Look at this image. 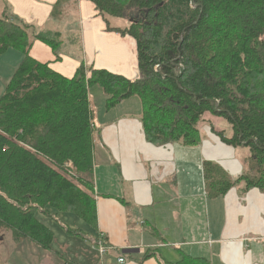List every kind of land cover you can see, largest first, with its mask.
<instances>
[{
  "label": "trees",
  "instance_id": "16d2710c",
  "mask_svg": "<svg viewBox=\"0 0 264 264\" xmlns=\"http://www.w3.org/2000/svg\"><path fill=\"white\" fill-rule=\"evenodd\" d=\"M86 1L102 17L129 21L107 31L135 41L138 77L83 65L63 77L29 56L40 41L58 58L59 33L0 19V57L9 50L22 56L0 99V232L15 244L29 240L51 251L54 233L38 213H69L96 228L87 101L93 87L106 96L107 111L137 98L144 138L155 146H195L203 116L221 118L230 136L211 132L226 146L248 150V171L232 181L204 162L206 195L223 196L240 183L244 191H264V0ZM177 264L210 263L183 256Z\"/></svg>",
  "mask_w": 264,
  "mask_h": 264
},
{
  "label": "crops",
  "instance_id": "0c3cea01",
  "mask_svg": "<svg viewBox=\"0 0 264 264\" xmlns=\"http://www.w3.org/2000/svg\"><path fill=\"white\" fill-rule=\"evenodd\" d=\"M58 1L0 0V19L14 18L65 35L66 55L59 51L60 45L56 58L40 41L33 42L29 51L32 59L63 77L72 78L84 62L137 79V50L131 37L107 31L94 5L86 0H65L61 14L52 17ZM2 56L11 58L3 72L8 82L22 56L9 51ZM102 94L103 116H96L97 124L91 120L96 210L91 245L98 249L102 244L107 251L98 259L81 246L74 252L75 245H66L67 239L54 233V240L58 235L51 245L54 256L31 242L14 243L12 249L20 257L17 264H72L66 259L71 253L79 264H177L183 256L210 264H264V191H244L243 185L236 184L223 196L205 193L204 162L218 165L232 181L245 173L233 148L207 133L209 142L192 147L150 144L144 138L138 99L129 98L107 111ZM89 100L88 95L91 111ZM8 263L12 264L10 257Z\"/></svg>",
  "mask_w": 264,
  "mask_h": 264
},
{
  "label": "rangeland",
  "instance_id": "374dc122",
  "mask_svg": "<svg viewBox=\"0 0 264 264\" xmlns=\"http://www.w3.org/2000/svg\"><path fill=\"white\" fill-rule=\"evenodd\" d=\"M72 9V8H71ZM76 9V15H78L77 12V6H75ZM16 17V16H15ZM103 22L105 23L106 26H109L110 28H118V29H124L128 26L129 21L124 20V19H116V18H111V17H102ZM17 18V17H16ZM99 18V19H100ZM24 24H27L23 21H21ZM35 26V25H34ZM36 27V26H35ZM37 28V27H36ZM81 35V32H80ZM77 38V34L75 35ZM79 38V37H78ZM65 35L61 34L59 40L61 41V47L59 51H62L63 55L68 54L67 51H65V48L67 47V43L64 41ZM11 53H17L13 50H9ZM69 56L70 53H69ZM0 57V99L4 94L5 88L8 84V82H5V77L4 76V68L5 65L11 61L10 56H5V58ZM77 59L79 61H82L81 55H78ZM84 67H90L89 65H86V63H82ZM10 80V79H9ZM5 82V83H4ZM88 95L90 96V106H91V111H92V119L93 121L97 124V118L96 116L101 115L103 116V105H104V96L102 92L96 88L93 87L89 91ZM135 99V98H133ZM137 100V99H135ZM89 105V104H88ZM90 127V123H89ZM213 128L215 131L218 132H225L227 136H230V129L229 125L222 120L221 118H218L210 113H207L204 115L203 119L199 122L198 125V133H199V141L200 144L203 143L204 141L209 142V140L205 137V134L207 133L208 135H214L216 137V140L219 142L220 138L213 134L209 129ZM91 133H92V142H93V132L94 128H90ZM98 130H100L98 128ZM92 147H94V144L92 143ZM233 153H237L236 160L240 164L245 165V170L244 172L246 173L248 171V157H249V152L248 150L245 149H237L233 150ZM240 186L243 185V183L239 184ZM263 191V190H262ZM37 218L39 221L43 224H45L47 227H49L53 233L57 234H62V238L65 237L67 239L66 245H75L73 248V251L75 252L79 246L83 248V250L88 251L90 254L92 253L93 255H96L95 257L98 259L99 253H97L98 249H94L93 246L91 245L92 240H94L95 237V232L94 229H92L89 226H86V224L80 220L78 217L69 214V213H53V217H46L43 214L38 213ZM68 230L70 233H67ZM58 241V235L54 242ZM29 240H24L23 243H29ZM22 243V242H21ZM14 242L11 238V235L8 232H0V264H9L8 263V258L10 257L11 263L12 264H17L20 262V257H16V252L12 249ZM20 244V243H19ZM18 245V244H15ZM35 245V244H34ZM36 246V245H35ZM38 247V246H36ZM39 248V247H38ZM41 249V248H40ZM43 250V249H42ZM47 251V250H44ZM69 251H72L71 249ZM51 256H54L52 252L47 251ZM46 252V253H47ZM47 253V254H48ZM48 254V255H49ZM28 255V250H25L24 257L23 259H26ZM74 256L73 253L70 254L69 257L66 256V259L70 260L72 264H79L73 259H71ZM65 259V258H64ZM97 263V262H95Z\"/></svg>",
  "mask_w": 264,
  "mask_h": 264
},
{
  "label": "built area",
  "instance_id": "2783aa9c",
  "mask_svg": "<svg viewBox=\"0 0 264 264\" xmlns=\"http://www.w3.org/2000/svg\"><path fill=\"white\" fill-rule=\"evenodd\" d=\"M90 128H93V124H92V122L90 121ZM99 249H98V253H99V258L100 257H103V255L106 253V249H105V247H104V245H102V244H99V247H98ZM123 259H120L118 262L119 263H123Z\"/></svg>",
  "mask_w": 264,
  "mask_h": 264
},
{
  "label": "water",
  "instance_id": "95a60500",
  "mask_svg": "<svg viewBox=\"0 0 264 264\" xmlns=\"http://www.w3.org/2000/svg\"><path fill=\"white\" fill-rule=\"evenodd\" d=\"M134 251H128V253H133Z\"/></svg>",
  "mask_w": 264,
  "mask_h": 264
}]
</instances>
